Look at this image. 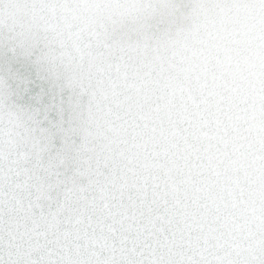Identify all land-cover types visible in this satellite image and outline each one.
I'll return each mask as SVG.
<instances>
[{
    "label": "snow or ice",
    "instance_id": "6c2138e0",
    "mask_svg": "<svg viewBox=\"0 0 264 264\" xmlns=\"http://www.w3.org/2000/svg\"><path fill=\"white\" fill-rule=\"evenodd\" d=\"M0 264H264V0H0Z\"/></svg>",
    "mask_w": 264,
    "mask_h": 264
}]
</instances>
